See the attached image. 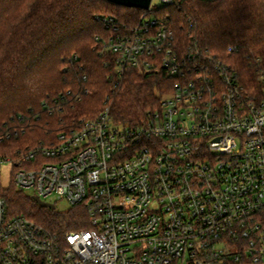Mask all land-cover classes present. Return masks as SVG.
I'll return each mask as SVG.
<instances>
[{
  "label": "built area",
  "instance_id": "built-area-1",
  "mask_svg": "<svg viewBox=\"0 0 264 264\" xmlns=\"http://www.w3.org/2000/svg\"><path fill=\"white\" fill-rule=\"evenodd\" d=\"M183 3L152 1L132 25L96 17L113 34L95 49L120 77L161 71L172 85L142 125L116 124L107 106L0 155L17 188L82 206L88 226L60 237L0 199V264H264V76L250 93L225 60L180 43L160 11Z\"/></svg>",
  "mask_w": 264,
  "mask_h": 264
},
{
  "label": "trees",
  "instance_id": "trees-1",
  "mask_svg": "<svg viewBox=\"0 0 264 264\" xmlns=\"http://www.w3.org/2000/svg\"><path fill=\"white\" fill-rule=\"evenodd\" d=\"M166 6L176 39L225 60L248 92L264 76V0H183ZM141 10L103 0H0V155L15 159L28 146L47 142L79 118H95L107 106L116 124L138 126L159 104L172 79L164 72L120 77L110 54L101 55L96 38L113 31L97 16L132 25ZM182 44V46H183ZM233 48V52L229 49ZM70 92L69 95H66ZM81 96L80 102L75 101ZM46 104L62 111L50 114ZM3 199L11 216H25L52 234L85 229L82 206L59 211L39 206L15 185Z\"/></svg>",
  "mask_w": 264,
  "mask_h": 264
},
{
  "label": "rangeland",
  "instance_id": "rangeland-1",
  "mask_svg": "<svg viewBox=\"0 0 264 264\" xmlns=\"http://www.w3.org/2000/svg\"><path fill=\"white\" fill-rule=\"evenodd\" d=\"M153 6L156 8L160 9L162 8L161 0H153ZM13 165L6 163L2 165L1 171H0V176H1V185L3 188L7 189L14 185L13 183ZM25 193L27 195L34 196V192L30 190H26ZM53 204L56 206L57 210L59 211H67L71 208L70 204L65 201V200H53Z\"/></svg>",
  "mask_w": 264,
  "mask_h": 264
},
{
  "label": "water",
  "instance_id": "water-1",
  "mask_svg": "<svg viewBox=\"0 0 264 264\" xmlns=\"http://www.w3.org/2000/svg\"><path fill=\"white\" fill-rule=\"evenodd\" d=\"M114 6L123 8H136L138 10H148L153 0H103ZM33 199L44 208L55 209L56 206L49 202L42 201L38 196H33Z\"/></svg>",
  "mask_w": 264,
  "mask_h": 264
}]
</instances>
